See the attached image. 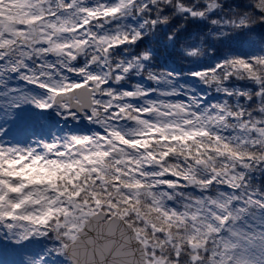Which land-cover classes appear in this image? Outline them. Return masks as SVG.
<instances>
[{
    "label": "snow or ice",
    "instance_id": "obj_1",
    "mask_svg": "<svg viewBox=\"0 0 264 264\" xmlns=\"http://www.w3.org/2000/svg\"><path fill=\"white\" fill-rule=\"evenodd\" d=\"M0 264H264V0H0Z\"/></svg>",
    "mask_w": 264,
    "mask_h": 264
}]
</instances>
